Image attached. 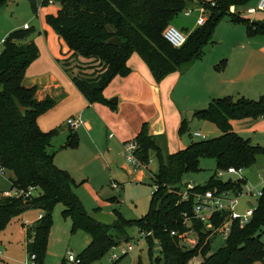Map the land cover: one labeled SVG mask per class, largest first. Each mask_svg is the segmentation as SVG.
Segmentation results:
<instances>
[{
	"label": "trees",
	"instance_id": "16d2710c",
	"mask_svg": "<svg viewBox=\"0 0 264 264\" xmlns=\"http://www.w3.org/2000/svg\"><path fill=\"white\" fill-rule=\"evenodd\" d=\"M6 1L0 0V7ZM28 1L35 13V1ZM53 1L60 7L56 14L46 15V23L71 53L67 59L60 60V65L89 104L108 102L102 95L103 89L116 75L129 73L127 61L132 53L142 58L155 82H160L168 74L183 72L200 59L205 46L214 42L217 25L225 18L233 24L244 25L249 37L264 34V21L252 23L237 13V8L248 0H214V5H210V0ZM193 4L204 6L206 20L187 34L181 47L175 48L164 39L163 31ZM231 6L237 12H231ZM32 30L11 31L0 54V166L13 172L12 184L24 190L33 187L38 192L33 191L28 198L5 197L0 193V231L28 209L43 212V217L25 231V250L35 254L37 264H43L51 210L56 203H62L63 214L72 221L71 233L80 230L90 237L89 243L77 254L79 264L98 261L112 245L128 242L131 227L139 232H152L145 237L149 264H190L198 256L201 259L196 264H254L263 260L264 185L249 222L239 226L233 221L224 245L211 253L212 237L203 223L192 220L191 226L185 225L184 213L192 215L193 202L191 198L182 200L179 191L184 175L199 170L201 158H212L216 170L231 166L247 169L258 155H264V147L252 144L230 125L231 119L264 118V95L258 99L229 96L212 99L205 108L196 110L194 116L215 123L221 134L191 141L173 153L167 151L163 135L152 134L147 124H143L134 138L137 143L134 155L145 164L152 150L159 162L157 172L150 178L153 188L148 210L137 219H125L114 211L113 221L104 223L86 211L73 190V178L54 164L53 140L60 129L43 131L38 126V117L54 107L53 99L38 100L35 87L22 84L26 68L38 56V48L33 42L20 44L19 41ZM112 37H118V45L108 43ZM222 68L223 60L216 69ZM186 122V119L181 121L179 133L185 130ZM77 145V133L71 128L60 148ZM244 182L220 180L213 174L205 185H196L195 191L213 187L240 191ZM212 221L218 226L223 217L216 216ZM154 241L159 249L152 257ZM137 264H142L140 259Z\"/></svg>",
	"mask_w": 264,
	"mask_h": 264
},
{
	"label": "crops",
	"instance_id": "0c3cea01",
	"mask_svg": "<svg viewBox=\"0 0 264 264\" xmlns=\"http://www.w3.org/2000/svg\"><path fill=\"white\" fill-rule=\"evenodd\" d=\"M11 1L12 0L6 1V3L0 7V10L5 8ZM251 1L252 0H249L248 2ZM257 1L258 0H255V3H257ZM54 3L57 4V2L53 1L51 4L36 8L35 13L40 18L41 29L37 35L34 33L30 35L35 31L34 28L29 26L26 22L20 25L19 23L4 22L5 19H3L2 21L6 26H3V33L0 35L3 36L0 39V45L2 44L1 40L6 38V36L14 29L23 28L25 24L33 29L27 37L19 41L20 44L33 42L38 48V56L26 68L22 84L27 88L35 87V97L38 100L50 97L55 103L50 111L38 117L37 123L43 131L52 128L60 129L59 135L53 140V161L58 168L67 171L73 178L75 183L73 190L77 196H81V193L78 191L83 185H86V187L92 192L96 193L97 191V194L105 189V181L108 182L112 180L110 178L113 166L111 158L114 156L121 157L123 155L124 144L134 140L143 124H147L149 131L152 134H161V122H163V126L165 127L167 121L168 114L165 113L167 106L172 110L171 112L177 111V115L179 117L181 116L180 111L176 109L171 102L172 88L174 85L176 86L178 83H186L198 87L200 91L198 102H205L207 100L205 95L206 92L211 94L215 91V94H219V92H223V90H226L227 88H211V85L233 83L237 76H239H228L224 73L225 69L222 68L224 76L221 74L222 79H220V83H218V80H215V77L207 75L199 69L200 64L196 66L197 68L191 70V67H193L197 61H200L201 58L194 61L185 71L172 72L160 82H155L142 58L137 53H132L127 61V65L130 69L129 73L126 76L116 75L103 89L102 95L108 102H95L89 104L85 97L72 83L70 76L60 65V60L67 59L71 53L68 51L64 41L58 37V35L54 33V30H52V28L46 23V15L56 14L60 7L59 4L54 8L50 7V5H53ZM196 6V4H193L187 8L190 9L188 15L183 14L185 17L189 18L190 24L181 27V31L184 30L185 34H188L197 27L196 20L199 13L195 10ZM44 9L45 11L42 12ZM259 14L261 15V21H263L264 14ZM246 16H253V18L256 19L257 13ZM255 21L256 20H253L251 22L254 23ZM108 28L109 30H113L111 26ZM258 35L264 34L259 33L247 37L248 39H251V41L246 49L245 60L242 64L243 67L247 68V66H251L253 62L255 63V59L259 60L260 64L264 66V37L255 38V36ZM204 78H207V80ZM248 78L249 76L238 81H245ZM114 98L116 99V102L109 101ZM195 102H197V100ZM185 108L188 107L185 105ZM192 111L194 116L195 111ZM72 116H80L83 120V124L72 129L77 133L78 145L75 148H60L66 140L69 129H71L66 125V120ZM201 125L209 132H212L215 137L221 134V131L212 124H205L203 122ZM230 125L234 132L243 138L249 139L252 144H258L257 140L260 134L264 133L263 117L231 119ZM204 138H206L205 135ZM166 146L169 153L179 150L170 146L168 141H166ZM63 155L66 156V160H63ZM94 163L96 167L92 166ZM131 168L132 165L128 162L126 165L123 164L122 166V169H125L127 175H132L134 180L140 182L143 178V173L141 170H130ZM6 171L10 173L11 178L7 181L0 177L1 194L10 189L12 179L14 178L12 171ZM106 173H108V180H105ZM243 176L245 180L244 169ZM193 184L198 185L195 183ZM110 198L112 200L116 199L115 196ZM253 199V196L242 195L239 198L237 210L242 212L246 207L255 206L257 200L254 202ZM99 211L100 210L97 207L96 209H93V214ZM40 212L41 211H39V213ZM119 213L122 215L120 211ZM93 214H91L92 217ZM111 215V220L113 221L115 217L114 212L111 213ZM96 220L104 223L109 222L100 219ZM35 221L26 225H32ZM89 241L90 237L88 238L86 245ZM63 260L62 263L64 262Z\"/></svg>",
	"mask_w": 264,
	"mask_h": 264
},
{
	"label": "rangeland",
	"instance_id": "374dc122",
	"mask_svg": "<svg viewBox=\"0 0 264 264\" xmlns=\"http://www.w3.org/2000/svg\"><path fill=\"white\" fill-rule=\"evenodd\" d=\"M249 1V0H248ZM246 2L237 8L239 13H244L249 6H256L255 0ZM57 4L50 5V7H56ZM52 9V8H51ZM42 10V12H44ZM184 11L180 12L174 20L171 22L176 28L181 30V27H185L189 24V18L183 15ZM196 14V13H194ZM242 16V15H240ZM250 21H261V15L257 13L256 19L253 16H243ZM28 23L29 26L34 28L35 35L38 34L40 29V18L31 9L28 0H12L5 8L0 10V35H2L5 23ZM191 19V18H190ZM264 21V20H263ZM190 25V24H189ZM53 30V29H52ZM184 32V30H182ZM55 33V32H54ZM185 33V32H184ZM56 34V33H55ZM3 36H0V39ZM5 37V36H4ZM246 29L244 25L233 24L227 18L223 19L215 29L213 34L214 43L205 46L202 59L197 61L193 68L199 69L207 75L215 77V80L222 79V70H217L216 67L223 60V69L228 76L239 75L233 83H220L211 85V88H226L223 92L215 94V91L209 94L206 92V101L198 102L200 91L198 87L194 85H188L186 83H178L172 88V103L174 107L180 111V117L177 115V111L172 110L167 106L165 113L168 114L165 127L161 122V134L169 145L173 148L182 149L188 145L191 141L211 138L212 132L202 127V123L212 124L211 121H203L197 116H193L192 120H187L186 114L190 110H198L205 108L208 103L214 98H221L229 96L233 99L238 97H245L248 99H258L261 95H264V66H262L259 60L255 59L251 66L243 67L242 64L245 60L246 49L250 44L251 39L247 38ZM264 37V35L255 36V38ZM247 43V44H246ZM3 44L0 45V54L3 50ZM252 47V46H251ZM259 62V63H258ZM262 62V61H261ZM242 67H241V66ZM221 71V72H220ZM222 74V76H221ZM249 78L245 81H238L245 77ZM207 80V78H204ZM210 85V84H209ZM243 91V92H242ZM197 102H195L193 99ZM195 103V104H194ZM185 105L188 108H185ZM169 108V110H168ZM184 119L187 120L185 130L182 133L178 132V127ZM202 122V123H201ZM199 132L201 136H195L193 133ZM215 137V136H213ZM258 144L264 147V133H261L258 140ZM63 160H66V156L63 155ZM112 172L110 178L112 180L105 181V189L97 194L90 191L86 185H83L78 192L81 193L79 198L82 200L85 209L88 213L93 214V209L100 210L93 214V217L103 221L112 222V215L114 211H120L125 219H137L143 216L149 206V201L152 193V186L150 178L157 172L159 167L158 159L155 153L149 151L148 158L145 164L139 166H132L130 170L139 171L143 173V178L140 182L134 180L132 175H127L125 169H122L123 164L126 165L127 158L126 152L123 150L121 157L114 156L111 158ZM93 167L95 163L92 164ZM129 169V168H128ZM216 171V164L212 158H201L199 161V170L193 173L184 175L181 189L185 186L186 182L195 183L198 185H205L208 179ZM245 182L242 184V191L245 192L248 189L252 191H258L261 189L264 182V155H258L256 162L247 169H244ZM7 180L11 178L10 173L5 172L4 176H0ZM217 179L220 180H235L236 175L224 174ZM105 180H108V173L105 175ZM116 184L117 187H113ZM38 190L34 191V194ZM115 196L116 199L112 200L110 197ZM254 202L256 197H253ZM64 206L62 203H56L51 210L49 230L47 234V242L45 248V254L43 257V264H62V260L65 258L66 251L71 249L74 254H77L87 243L89 236L83 231H76L71 233L72 221L69 216L63 214ZM39 210L28 209L20 215L12 218L3 230L0 231V247L4 250L3 260L8 264H21L26 258L25 252V231L26 224H30L37 219ZM111 216H110V215ZM131 239L128 242L133 246L128 254L119 259L115 264H137L138 259L142 264H149L148 246L145 239L139 235V231L131 227L128 229ZM193 236V234H191ZM194 237V236H193ZM261 239L264 242V228L261 232ZM152 257L156 256L159 249V244L154 241ZM225 238L220 233H215L211 240L210 253L216 251L223 246ZM201 257L198 256L190 264H196L200 261ZM254 264H264V258L261 261H257Z\"/></svg>",
	"mask_w": 264,
	"mask_h": 264
},
{
	"label": "built area",
	"instance_id": "2783aa9c",
	"mask_svg": "<svg viewBox=\"0 0 264 264\" xmlns=\"http://www.w3.org/2000/svg\"><path fill=\"white\" fill-rule=\"evenodd\" d=\"M36 8H40L46 4L53 3V0H46V4H44L45 0H34ZM210 5H214V0H210ZM195 10L198 11L199 15L196 20L197 26L202 25L206 20V9L202 4L197 5ZM231 12H237L236 9L231 6ZM190 9L184 10L185 15H188ZM239 15L246 16V15H253L256 13H263L264 14V0H258L256 6L248 7L245 12L239 13ZM24 29L29 28L27 24L23 26ZM164 39L173 47L178 48L181 47L187 37L183 31L179 30L172 24L168 25L163 31ZM5 38L1 40L3 44ZM83 124V120L80 116H72L67 118L66 125L72 129L77 128L79 125ZM195 136H201V133L194 132ZM137 148L136 141L132 140L124 144V150L126 152L127 162L130 163L132 166L136 167L142 165L134 155V151ZM6 169L0 166V175H4ZM224 174H234L236 175L235 180H244L243 176V169L242 168H235V167H228L226 169H217L214 173L216 178L224 175ZM113 187H117L116 184H113ZM196 185L193 183L186 182L185 186L180 189V197L182 200L186 201L188 199H192V215L188 216L184 213V223L187 226H191L192 220H197L203 223L206 230L210 231V236H214L215 233H220L223 238H226L230 232V227L233 221H236L239 226L245 225L251 219L253 215V211L255 206L253 207H246L244 211L240 212L237 210V206L239 204V198L242 195H250L253 197H259L261 195V189L258 191H252L251 189L246 190L245 192L242 191H235L232 189H218L216 187L206 189L204 191H195ZM34 191L33 187L24 190L14 184H11L9 190L2 192V196L5 197H15V198H28ZM216 216L223 217V221L218 226H214L212 219ZM43 217V212L38 214V219ZM29 225L26 226V228ZM174 234V232H171ZM139 235L142 236L144 239L146 236H151V231H142L139 232ZM30 242V239L28 240ZM131 250H133V246L130 243H119L116 245H112L109 250L105 253V255L98 261H95L91 264H115L119 259L123 256L128 254ZM3 252L4 250L0 247V264H7L3 260ZM26 252V258L21 264H37L36 256L34 253ZM63 264H79L80 260L77 258V254H74L72 250H67L65 254V258L63 260Z\"/></svg>",
	"mask_w": 264,
	"mask_h": 264
},
{
	"label": "water",
	"instance_id": "95a60500",
	"mask_svg": "<svg viewBox=\"0 0 264 264\" xmlns=\"http://www.w3.org/2000/svg\"><path fill=\"white\" fill-rule=\"evenodd\" d=\"M8 1V0H7ZM254 23H257L256 21L254 22ZM108 43H110V44H113V45H118V43H119V39H118V37H112V38H110L109 40H108ZM110 102H116V99L114 98V99H110L109 100ZM192 116H193V111L192 110H190V111H188L187 112V114H186V118H187V120H191V118H192Z\"/></svg>",
	"mask_w": 264,
	"mask_h": 264
}]
</instances>
